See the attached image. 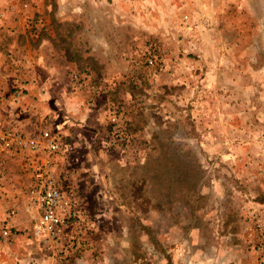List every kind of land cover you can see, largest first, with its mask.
<instances>
[{"label":"rangeland","instance_id":"obj_1","mask_svg":"<svg viewBox=\"0 0 264 264\" xmlns=\"http://www.w3.org/2000/svg\"><path fill=\"white\" fill-rule=\"evenodd\" d=\"M183 1L5 0L96 110L59 236H0V264H264V0Z\"/></svg>","mask_w":264,"mask_h":264},{"label":"crops","instance_id":"obj_2","mask_svg":"<svg viewBox=\"0 0 264 264\" xmlns=\"http://www.w3.org/2000/svg\"><path fill=\"white\" fill-rule=\"evenodd\" d=\"M4 3L0 0V10ZM0 16V130L19 131L42 146L47 144L43 130L62 139L61 149L53 156L44 149L17 150L0 144V223L8 220L9 212L14 210L15 215L10 218L13 231L23 236L22 232L32 230L37 220L32 193L36 170L46 167L51 172L56 170L59 179L63 176V154L69 146L89 144L81 135V125L86 116L95 117L88 111L96 110V97L91 91L74 86L72 75L78 64L58 51L54 34L44 32L50 29L48 26L41 31L32 30L29 24H22L20 14L5 12Z\"/></svg>","mask_w":264,"mask_h":264},{"label":"built area","instance_id":"obj_3","mask_svg":"<svg viewBox=\"0 0 264 264\" xmlns=\"http://www.w3.org/2000/svg\"><path fill=\"white\" fill-rule=\"evenodd\" d=\"M150 64L155 60L149 59ZM2 121H0V127ZM43 138L47 141L45 146L39 141L25 138L19 131L4 128L0 130V144L5 148H15L17 150L29 149L39 151L44 149L48 156H53L62 146V140L59 136H53L48 130L43 131ZM35 195V202L41 211L38 223L34 226L32 234L41 237L48 233L57 238L64 224V219L59 214V208L66 204L65 196L61 188L57 185L53 173L45 168H38L35 172V186L32 189ZM15 215V211L9 212V219L0 224V236L4 238L12 237L16 234L13 231L10 218Z\"/></svg>","mask_w":264,"mask_h":264}]
</instances>
